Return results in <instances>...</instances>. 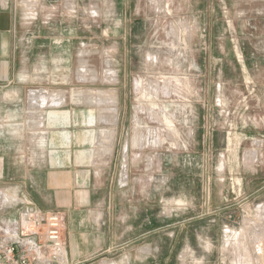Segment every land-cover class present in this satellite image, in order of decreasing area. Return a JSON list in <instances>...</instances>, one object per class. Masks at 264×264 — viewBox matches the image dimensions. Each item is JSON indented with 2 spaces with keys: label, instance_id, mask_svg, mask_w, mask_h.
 Masks as SVG:
<instances>
[{
  "label": "rangeland",
  "instance_id": "obj_1",
  "mask_svg": "<svg viewBox=\"0 0 264 264\" xmlns=\"http://www.w3.org/2000/svg\"><path fill=\"white\" fill-rule=\"evenodd\" d=\"M13 1L0 220L69 134L98 166L68 264H264V0Z\"/></svg>",
  "mask_w": 264,
  "mask_h": 264
},
{
  "label": "crops",
  "instance_id": "obj_2",
  "mask_svg": "<svg viewBox=\"0 0 264 264\" xmlns=\"http://www.w3.org/2000/svg\"><path fill=\"white\" fill-rule=\"evenodd\" d=\"M16 28L14 1L0 0V83L13 77ZM52 122L53 125L57 124ZM48 134L45 161L32 170L38 178L29 179V187L34 194L29 193L28 198L36 210L42 213L53 211L61 215L66 237L60 259L47 260L45 254L38 264H68L69 261H78L94 252L89 244L78 241L72 214L78 207L89 204L91 199L89 182L98 163L94 155L87 153L88 151L74 149V136L55 132ZM61 143L64 144L61 146ZM16 224L17 221L11 217L4 221L0 220V242L3 237L2 231L8 232L10 237L15 235Z\"/></svg>",
  "mask_w": 264,
  "mask_h": 264
},
{
  "label": "built area",
  "instance_id": "obj_3",
  "mask_svg": "<svg viewBox=\"0 0 264 264\" xmlns=\"http://www.w3.org/2000/svg\"><path fill=\"white\" fill-rule=\"evenodd\" d=\"M16 225L13 237L2 231L0 264H38L45 254L47 260L61 258L64 240L62 217L58 212L42 213L28 202Z\"/></svg>",
  "mask_w": 264,
  "mask_h": 264
},
{
  "label": "bare ground",
  "instance_id": "obj_4",
  "mask_svg": "<svg viewBox=\"0 0 264 264\" xmlns=\"http://www.w3.org/2000/svg\"><path fill=\"white\" fill-rule=\"evenodd\" d=\"M36 93H38V92H36Z\"/></svg>",
  "mask_w": 264,
  "mask_h": 264
}]
</instances>
